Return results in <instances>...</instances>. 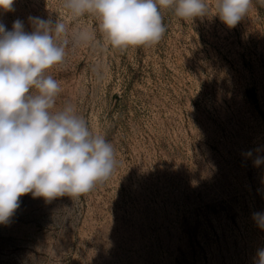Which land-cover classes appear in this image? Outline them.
Returning <instances> with one entry per match:
<instances>
[{"label":"rangeland","instance_id":"374dc122","mask_svg":"<svg viewBox=\"0 0 264 264\" xmlns=\"http://www.w3.org/2000/svg\"><path fill=\"white\" fill-rule=\"evenodd\" d=\"M184 20L160 8L151 46L113 49L94 14L63 0H14L0 23L29 16L94 34L47 70L90 131L113 145L109 179L74 202L31 193L0 224V264H255L264 229V0L234 27L215 0ZM251 151V155L247 153Z\"/></svg>","mask_w":264,"mask_h":264},{"label":"clouds","instance_id":"9594fccd","mask_svg":"<svg viewBox=\"0 0 264 264\" xmlns=\"http://www.w3.org/2000/svg\"><path fill=\"white\" fill-rule=\"evenodd\" d=\"M14 0H0V9L13 10ZM252 0H215L221 22L234 28L248 13ZM192 21L207 15L205 0H63L74 17L94 14L99 31L113 49L157 44L166 32L160 8ZM32 31L22 20L11 30L0 23V224L7 225L31 193L46 202L68 196L73 202L112 175L113 145L93 134L71 104L53 111L61 91L47 70L64 62L66 47L93 40L86 29L71 34L64 22L29 16ZM251 155V151L247 153ZM264 163L257 157L254 165ZM264 229V213H253ZM255 264H264V248Z\"/></svg>","mask_w":264,"mask_h":264}]
</instances>
